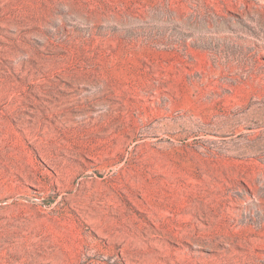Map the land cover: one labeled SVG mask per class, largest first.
<instances>
[{
  "label": "rangeland",
  "instance_id": "obj_1",
  "mask_svg": "<svg viewBox=\"0 0 264 264\" xmlns=\"http://www.w3.org/2000/svg\"><path fill=\"white\" fill-rule=\"evenodd\" d=\"M0 264H264V0H0Z\"/></svg>",
  "mask_w": 264,
  "mask_h": 264
},
{
  "label": "bare ground",
  "instance_id": "obj_2",
  "mask_svg": "<svg viewBox=\"0 0 264 264\" xmlns=\"http://www.w3.org/2000/svg\"><path fill=\"white\" fill-rule=\"evenodd\" d=\"M59 174V173H58ZM24 175V174H23ZM26 176V175H25ZM32 178H34V175H30ZM127 204V203H126ZM125 213H130V217H126ZM112 215H116V219H110L106 223V226L104 228L110 232L109 241L114 236L113 245L117 246L119 245V237L124 239L127 236V230H132L134 232H137V227L134 226V222L137 220L139 216L136 214V211H134L133 208L125 206L120 212H111ZM75 215V214H73ZM114 215V216H115ZM118 221V223H115L114 221ZM128 227V229H127ZM116 240V241H115ZM120 240V239H119ZM233 244V243H232ZM113 246V247H114ZM124 250V249H123Z\"/></svg>",
  "mask_w": 264,
  "mask_h": 264
}]
</instances>
